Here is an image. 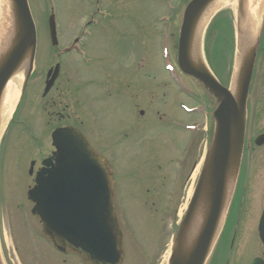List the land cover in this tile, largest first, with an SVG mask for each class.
Masks as SVG:
<instances>
[{"label": "rangeland", "instance_id": "1", "mask_svg": "<svg viewBox=\"0 0 264 264\" xmlns=\"http://www.w3.org/2000/svg\"><path fill=\"white\" fill-rule=\"evenodd\" d=\"M161 1L162 0H160V3H150L149 0H142L141 5L140 2L139 5L138 2L135 3L134 0L126 1L125 8L137 12L138 16L144 14L142 17H138V23L131 36L133 37L134 35L140 33L141 37L137 36L140 40L138 45H135L134 42L128 44L126 42H123L119 38H123L124 36L126 37L127 34H125L124 36L120 35V37H118V34L120 33H118V31H115V33H113L112 28L101 35H98L92 31L93 34L91 35L90 39H88V46L85 47V51L82 55V58L86 60L88 59V55L91 56V58H94L90 66L88 65L86 67H83V64L80 60H77L74 63L73 59H71L72 56L67 57L66 60H62L63 76L58 85L61 86V90L66 92L65 94H67V98L63 99V104L59 109L64 110L63 108H65L66 110H64L63 112L66 113V115L69 114L68 116L71 117V120H73L75 124H82L83 127H81V129H83L85 132H87L86 134L93 138L96 146L100 147L105 152L107 151L104 148H107L110 151L111 155L115 154V148L112 142L108 141H118V138L120 136L119 130L125 129L126 125L129 126L127 129L129 131V135L131 134L130 130L134 125H136L134 121L139 119L138 112L145 104L143 102L141 103V100L145 101L147 105H171L174 107H176V105L178 104L176 101L177 99L182 100V97L179 96L173 99L174 102L171 104V102H169L167 98L157 97L156 93L152 95L154 89H156L158 93L162 92V90L165 89L166 85L163 82L158 83L157 80H159L158 78L167 76V73L164 70L165 63H163L160 54L161 40L164 36L166 28L163 25H155L152 23V19H154L155 22V19L157 18V16L153 17V14L157 13V15L159 16L167 13V10L163 7L164 2ZM30 2L33 8L32 10L34 12L36 29L41 38L39 43L41 50L37 58V68L34 75L35 78L33 79L31 83L32 87L30 88H33L32 91L35 94H33L35 96L34 100L39 101L41 100L43 87V85H41L42 80L40 79L41 75L43 77L45 74L44 70L42 71V69L46 70V68H48L50 65L53 66L55 63V57L51 55L48 58L49 60L46 61V58L43 57L42 54V49L45 47V35L42 34V19L45 12L49 9V5L45 2V0H30ZM55 2L59 23V38L62 43H66L75 36L76 32L81 27V18L86 16L88 8L87 5H85L84 0H55ZM83 3L85 7L83 6ZM181 8L182 5H179L176 8L175 23L174 26L172 25L173 32H170V36L172 39H168L170 56L174 60V44H176L174 38L177 37L179 30L178 27L181 19ZM221 10L226 11V13L228 14L230 11L231 15H228L226 19V15L224 16V22L229 30L233 26L235 29L234 16L231 12L232 8L230 6H224L222 9H220V11ZM126 17L128 25L131 24L135 19V17L133 16ZM8 18L9 12L6 9H0V19L5 20V27L2 32V38L7 32ZM131 30H133L131 27H124V31L126 32ZM224 35L226 36L224 38L228 39L229 41H231L234 37V35L231 36L228 31ZM115 36L118 37V39H116ZM209 36L210 45L207 43L206 55H208V57L212 60L216 69L217 67L222 68L223 70L227 69L233 54V47L229 45L226 50L223 48L222 39L220 37L221 35L217 27H215L213 30L211 29ZM170 40L172 42H170ZM125 47L131 49L132 52H134V50H141V62L139 63V66L134 54L129 56L128 52H126L125 50ZM45 50L46 49H44V51ZM51 52H53V50ZM263 69L264 52L258 58L257 67L255 68L254 78L252 80L253 85L251 92L253 99L251 102L256 108V117L254 116V118L258 117L259 110H262V108L264 107ZM139 73L143 75L144 79L135 80L136 75H138ZM122 76L133 80V82L131 81L130 87L134 92L130 88L129 93L132 96H135L136 102L129 101L130 98L128 100L125 96H123V94L110 96L106 95L104 89L95 91V79L100 80L105 77H110L112 79H108V81L115 83L113 79H119ZM150 77L151 80H149ZM123 81L125 80H120L118 84ZM110 84L111 83H109V85ZM128 84L130 85L129 82ZM159 84L163 87H160ZM109 88L110 86H108V89ZM136 89H138V91H136ZM162 95H165V92H162ZM168 96L171 97V93H169ZM183 101L185 100L183 99ZM30 102L32 101L27 100L26 104ZM68 103L69 106L65 107V105H68ZM135 103L136 107L134 108H136V116L135 118H133L134 114L132 110H128V108L134 106ZM33 105L34 104L32 102V105L29 106L32 107ZM41 107L42 106L39 105L38 110L40 109L42 111ZM69 107H75L78 109L77 111H75V117L71 113H69L72 110H69ZM87 112L88 114H86ZM130 113H132L131 116ZM124 115L126 118H124ZM66 118L67 117L64 115L63 119H60V121L62 123H72V121ZM152 123H156L155 116L150 117V121L144 122L142 124V128L136 130L133 135L138 137V142L131 141L128 147V151L131 152V162L128 161V163H131L133 168H140L144 176L154 167L153 156H155V146H152V143L154 141H171L173 146L176 147L175 145L178 141V139H176L175 137H169L167 140L166 135L168 134V132L165 130H161L157 127V125L155 126ZM263 130L264 116L261 112L258 123L252 128V136ZM18 132V128H12L9 140H14L16 138L15 135ZM45 133L46 130H44L41 135L43 136ZM105 134H108V136H106ZM109 134H112L113 138H111V135ZM17 139L18 140L16 141L18 142L13 145L10 151H7V154L6 148L8 147L10 141H5L2 152L3 155L6 154V157H9V159H7L3 165L5 173L3 172L2 175H0V248L4 263L79 264L75 263L73 258L70 257H57L50 246L45 244L40 237V224L37 219H34V217L31 218L32 215L29 211L30 204L24 198V190L28 182L25 161L31 158L35 143L32 142L30 138H27L25 136H21ZM124 139L127 140L128 138L125 137ZM203 143L204 142L202 141H197L195 144L194 150L196 152L194 153V159L196 160L199 159L200 154L202 153ZM251 147H253L252 141H247L245 147V150L247 149L246 160H248V163L251 164V161L253 159L254 164L259 165L260 170L264 169V161H261V159H264V149L256 150V152L253 153V149ZM46 153L48 152L45 151L44 154ZM116 154L121 153L117 152ZM37 156L43 157V154L40 152L37 153ZM125 164L128 165L127 162H125ZM260 170L256 173V175L260 173ZM164 175L165 178L168 177L167 174ZM262 185L264 186V176L262 177ZM130 187L131 186L129 183L121 186V191L123 192L121 193V198L125 196L127 201H131V198L134 195V193L126 192ZM139 191L140 189L137 191V193ZM22 204L23 206L21 207L20 205ZM23 207L26 209H23ZM120 219L122 221L123 227L129 234V239L133 247L134 255L137 257L145 255L144 257L139 258L143 260V262L139 264H144V261H147L149 259L147 255H149L151 251L147 247V241L156 244V239L159 240V237L156 234L155 239L152 232H148L146 230V228L149 230H153L152 217H128L125 213H123V211H121ZM154 225H158L160 227V223L157 221H154ZM165 237L168 238L167 234ZM160 245L162 250H165L166 240L165 242L163 241V243H160ZM248 247L249 242H247L246 244H242L239 247V250L237 249V252H243ZM245 255V253H243L241 257L235 255L236 260L231 264H243Z\"/></svg>", "mask_w": 264, "mask_h": 264}, {"label": "water", "instance_id": "2", "mask_svg": "<svg viewBox=\"0 0 264 264\" xmlns=\"http://www.w3.org/2000/svg\"><path fill=\"white\" fill-rule=\"evenodd\" d=\"M211 1L193 0L188 5L183 16L178 46V64L180 69L200 82L217 99L219 104L215 112L216 132L211 153L214 159L209 170L212 168L223 169L224 166L226 169L228 160L224 158V154L227 150L231 149L236 152L233 166L237 167L238 165L243 139L245 98L254 61V49L256 47V42L250 41L247 34H244L245 31L240 29L239 37L241 36L244 60L243 74H241V78L237 82L236 91L238 98L235 101L216 82L212 74L203 65L199 58V49L195 48L191 50V32L193 27ZM10 2L13 27L11 45L4 56L0 57V96L7 80L15 72L19 64L28 57H30V62L32 61L35 48L34 25L26 0H10ZM51 27H53V23H51ZM192 54L197 59L196 62L191 59ZM51 83L52 81L48 84L45 91L49 89ZM63 135L62 130H57L53 134L55 143L56 141L58 142L56 148L60 152V155H57L59 158L57 162L60 165L54 178L61 177L64 174L70 175L71 173L77 175L83 174L86 179V186L90 187L95 195H103L104 192L101 191L105 185L104 164L92 153L78 132H72L73 137L76 139L74 145L77 142L78 148L68 146L67 144L70 141H58L59 139H63ZM61 144L65 145L61 146ZM55 169L56 166L50 172L52 173L51 175L56 172ZM41 185L42 182L38 181L35 189L29 193V199L36 204L33 213L39 215L43 222L44 231L42 235L44 238L53 243V247L56 250L65 254H76L85 263H92L94 261L95 264H117L120 261V257L113 250V247L115 248L114 239L110 237L112 242L108 243L107 241V227L110 226V222H108V217L104 218V215H101L105 196L100 198V205L98 204V207L90 215L88 214V210L80 205L79 201L64 199L59 203V201L53 202L46 199L44 196V186ZM213 187L214 189H212L210 194L211 198L216 202V211L209 212L211 221L202 229L198 238L192 241L191 246H195L190 250L181 248L182 238H179L175 246V250L177 251L173 255L174 264L204 263L214 239L216 224L224 205L222 177L216 178ZM92 219L93 221H91ZM93 230L96 232V236L93 235ZM106 244H109L108 247ZM99 255L103 257H99ZM108 259L110 262H108Z\"/></svg>", "mask_w": 264, "mask_h": 264}, {"label": "bare ground", "instance_id": "3", "mask_svg": "<svg viewBox=\"0 0 264 264\" xmlns=\"http://www.w3.org/2000/svg\"><path fill=\"white\" fill-rule=\"evenodd\" d=\"M255 3V6L257 4ZM255 0H251L249 4V10L250 15L255 19L258 20L259 14L256 13V9L253 8V3ZM204 38L209 39V35L204 34ZM19 78H13L11 79L8 84L6 85V88L2 94L1 97V104H0V130H3L5 127V124L7 123L8 119L11 116L12 109L14 107V104L18 97V88H17V82ZM231 152V153H229ZM212 151H209L207 154V157L204 160L201 173H200V182L197 185L196 188V200H194V203L196 206H199L201 210L203 211L202 214H200L197 211H193L189 219L188 229L193 228H204L210 221L211 217L209 215L210 211H216V202L211 198V191L214 189L213 184L218 177H222V192L224 193V200L226 197V194L229 193L232 189V182L230 178L226 176V170H230L235 161L236 152L231 149L227 150L224 154V158L228 160V163L223 169H211L209 170V167L211 166L213 162V155L211 154ZM224 173V175H222ZM200 200H203L205 202V205H203ZM200 214V215H199ZM179 216V215H177ZM224 217V213H223ZM188 244V236L183 235L182 242H181V248L184 249L186 245ZM143 260H139L138 263H142ZM117 264H127L125 261V258L122 257L120 261Z\"/></svg>", "mask_w": 264, "mask_h": 264}, {"label": "flooded vegetation", "instance_id": "4", "mask_svg": "<svg viewBox=\"0 0 264 264\" xmlns=\"http://www.w3.org/2000/svg\"><path fill=\"white\" fill-rule=\"evenodd\" d=\"M109 2L110 0L107 2L108 8L109 6ZM105 28V26H103ZM126 134V132L124 133V135ZM125 137H127V135H125ZM124 137V138H125ZM126 140V139H125ZM127 142V141H126ZM172 154L170 152H164V153H158L156 158L158 160V162H160L161 164H163L166 168L170 169V162L172 161ZM179 170L182 172V175H186L189 173V166H183L181 168H179ZM190 179V176H188V180ZM163 181V180H162ZM187 184L188 182L186 181L179 189L178 191L174 192L177 195V200H185L186 198V193H187ZM153 195L151 196L152 199L150 198V201L152 200L153 205H157L158 208H156L155 213L152 216V220H153V230H149L146 228V230L148 232H152L154 238H155V234L159 237V240H157L156 238V244L151 243L149 241H147V247L149 250H155L156 253L153 255H147L148 256V260L145 261L144 264H159L160 263V258L162 256V248L160 243H163V241L165 242V240L167 241V236L169 237L170 234V230L171 227L174 223V215L173 213H171L170 215H167V198H169L170 195V188L169 185L166 183V181H163L162 184L153 186ZM181 204H178L177 208L180 207ZM176 208V209H177ZM142 215L144 214V217H146L147 215L145 213H141ZM154 221H157L160 223V227L158 225H154ZM120 226V225H119ZM121 228V227H120ZM121 231L123 233V237H124V231L121 228ZM144 238V237H143ZM145 239V238H144ZM146 240V239H145ZM225 252L224 250H220L218 249L216 251V257L218 258H213V260L211 261V264H221V261L218 260L219 257H222L221 254ZM160 253V254H158ZM227 253V251H226ZM145 256V255H144Z\"/></svg>", "mask_w": 264, "mask_h": 264}]
</instances>
